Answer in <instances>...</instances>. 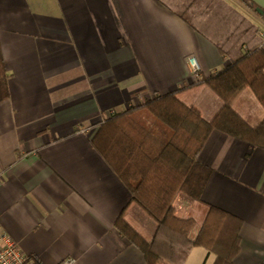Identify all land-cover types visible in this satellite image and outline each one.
Returning <instances> with one entry per match:
<instances>
[{
	"label": "crops",
	"instance_id": "1",
	"mask_svg": "<svg viewBox=\"0 0 264 264\" xmlns=\"http://www.w3.org/2000/svg\"><path fill=\"white\" fill-rule=\"evenodd\" d=\"M223 1L264 30L242 1ZM176 4L183 1L0 0L8 86L0 102V230L38 264H171L156 255L146 262L116 230L119 217L147 237L156 224L130 203L92 139L110 118L154 96L175 94L205 120L221 107L205 83L187 85V57H196L202 79L226 62L175 14ZM217 19L227 32L240 23L225 12ZM232 108L251 127L264 117L249 88ZM197 161L209 179L199 202L176 194L175 216H191L196 228L209 206L238 218L233 264H264V149L212 131ZM214 259L193 247L183 264Z\"/></svg>",
	"mask_w": 264,
	"mask_h": 264
},
{
	"label": "trees",
	"instance_id": "2",
	"mask_svg": "<svg viewBox=\"0 0 264 264\" xmlns=\"http://www.w3.org/2000/svg\"><path fill=\"white\" fill-rule=\"evenodd\" d=\"M182 1L171 9L210 41L226 62L218 74L203 79L221 100V107L205 120L175 94L154 96L102 124L92 146L129 188L130 203L156 224L148 237L122 217L114 224L146 262L156 255L171 264H183L193 247H203L215 256L213 264H233L239 252L241 221L209 206L196 228L191 216H175L173 201L177 193L200 201L211 171L198 163L197 155L212 131L264 149V117L251 127L232 108L241 91L249 88L264 109V44L257 41L253 24L223 0ZM240 1L264 23V16L256 13L252 4ZM223 12L232 19L240 18L229 32L226 21L217 19ZM198 16L205 17L204 21L197 20ZM7 98V74L0 51V102Z\"/></svg>",
	"mask_w": 264,
	"mask_h": 264
},
{
	"label": "built area",
	"instance_id": "3",
	"mask_svg": "<svg viewBox=\"0 0 264 264\" xmlns=\"http://www.w3.org/2000/svg\"><path fill=\"white\" fill-rule=\"evenodd\" d=\"M256 35L261 44H264V30H258ZM187 66L190 74L188 84L201 82L203 79L200 77V67L195 56L187 57ZM0 264H38V262L27 257L18 244L0 230ZM64 264H72V262L66 261Z\"/></svg>",
	"mask_w": 264,
	"mask_h": 264
},
{
	"label": "water",
	"instance_id": "4",
	"mask_svg": "<svg viewBox=\"0 0 264 264\" xmlns=\"http://www.w3.org/2000/svg\"><path fill=\"white\" fill-rule=\"evenodd\" d=\"M255 8V12L261 16H264V0H247Z\"/></svg>",
	"mask_w": 264,
	"mask_h": 264
},
{
	"label": "rangeland",
	"instance_id": "5",
	"mask_svg": "<svg viewBox=\"0 0 264 264\" xmlns=\"http://www.w3.org/2000/svg\"><path fill=\"white\" fill-rule=\"evenodd\" d=\"M199 83H203V80H201V82H199ZM197 84V83H196Z\"/></svg>",
	"mask_w": 264,
	"mask_h": 264
}]
</instances>
